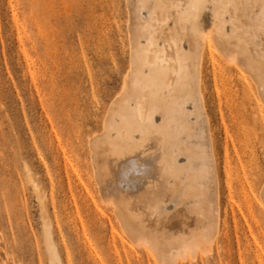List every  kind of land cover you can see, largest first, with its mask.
I'll list each match as a JSON object with an SVG mask.
<instances>
[{
	"label": "rangeland",
	"instance_id": "374dc122",
	"mask_svg": "<svg viewBox=\"0 0 264 264\" xmlns=\"http://www.w3.org/2000/svg\"><path fill=\"white\" fill-rule=\"evenodd\" d=\"M125 2L0 0V264H50L48 221L63 264H168L118 223L92 170V140L132 66ZM212 64L203 81L225 222L218 246L180 261L264 264V104L248 73L221 70L217 52Z\"/></svg>",
	"mask_w": 264,
	"mask_h": 264
},
{
	"label": "bare ground",
	"instance_id": "6f19581e",
	"mask_svg": "<svg viewBox=\"0 0 264 264\" xmlns=\"http://www.w3.org/2000/svg\"><path fill=\"white\" fill-rule=\"evenodd\" d=\"M126 2L132 66L104 136L92 140V170L118 223L146 244L152 261L182 264L218 246L225 222L204 65L208 58L215 65L219 53V68L248 73L264 104V0ZM260 195L264 202V186ZM44 223L48 262L63 264Z\"/></svg>",
	"mask_w": 264,
	"mask_h": 264
}]
</instances>
